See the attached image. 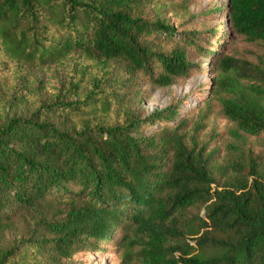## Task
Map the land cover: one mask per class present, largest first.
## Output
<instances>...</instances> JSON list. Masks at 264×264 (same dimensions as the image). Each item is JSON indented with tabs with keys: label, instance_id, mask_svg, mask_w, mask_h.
Returning a JSON list of instances; mask_svg holds the SVG:
<instances>
[{
	"label": "trees",
	"instance_id": "obj_1",
	"mask_svg": "<svg viewBox=\"0 0 264 264\" xmlns=\"http://www.w3.org/2000/svg\"><path fill=\"white\" fill-rule=\"evenodd\" d=\"M145 3L0 0V41L7 55L30 64L55 62L80 50L122 60L130 76L169 87L191 74L190 41L184 37L168 52L154 51L156 43L171 42L177 33L131 15ZM225 14L231 32L264 44V0H228ZM155 33L160 39L151 37ZM214 55L224 72H243L247 80L245 86L228 83L223 110L231 125L213 149L190 147L177 132L183 123L167 127L160 141L172 147V156L165 157L163 172L146 162L141 139L133 133L138 122L76 131L15 117L0 124V231L11 218L7 211L48 203L49 193L75 180L81 189L65 202L66 216L44 221L56 234L46 244L53 243L60 255L70 257L90 239L104 242L120 227L137 264H264V60L250 65ZM251 138L262 141L258 152L249 147L255 146ZM133 162L143 177L136 176ZM205 201L211 203L200 223L222 235L205 232L193 245L180 222ZM208 245L220 252L209 257L196 250ZM6 255L0 264H7Z\"/></svg>",
	"mask_w": 264,
	"mask_h": 264
},
{
	"label": "rangeland",
	"instance_id": "obj_2",
	"mask_svg": "<svg viewBox=\"0 0 264 264\" xmlns=\"http://www.w3.org/2000/svg\"><path fill=\"white\" fill-rule=\"evenodd\" d=\"M227 5L228 0H146L130 11L133 17L175 29L177 36L171 42L150 41L159 45L154 51L168 52L174 43L189 38L187 59L194 67L189 78L169 87L157 88L143 76H130L122 60L80 50L55 62L30 64L7 55L0 41V124L15 117L47 121L65 131H76L99 126L126 127L138 122L139 128L133 133L141 139L146 162L162 172L167 167L165 157L172 156V147L160 141L169 126L183 123L177 132L184 135L190 147H220L221 135L231 125L223 110L228 83L235 80L245 86L247 80L243 72H224L214 53L230 56L240 64L255 65L264 60V44L251 43L230 31ZM151 37L161 36L155 33ZM251 142L255 146L249 147L258 152L262 141L251 138ZM132 165L136 176L143 177L140 164ZM148 180L153 181V177ZM74 181L49 193L48 203L7 211L11 218L0 231V257L7 252V264H137L131 261V249L123 241L120 227H116L111 238L97 245L94 239L88 240L70 257L60 255L53 243L46 244L56 234L44 221L58 222L66 216L69 205L65 202L81 189V184ZM210 203L199 202L189 209L188 221L180 222L182 235L193 245L205 232L214 238L222 235L200 223ZM197 228V234L189 233ZM196 250L209 257L220 252L211 245Z\"/></svg>",
	"mask_w": 264,
	"mask_h": 264
}]
</instances>
